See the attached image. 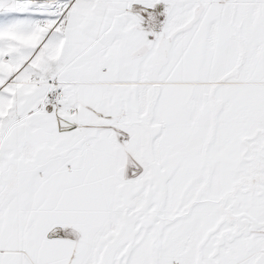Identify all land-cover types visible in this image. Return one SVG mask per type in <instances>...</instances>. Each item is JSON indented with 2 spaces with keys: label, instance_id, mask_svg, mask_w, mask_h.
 <instances>
[{
  "label": "snow or ice",
  "instance_id": "obj_1",
  "mask_svg": "<svg viewBox=\"0 0 264 264\" xmlns=\"http://www.w3.org/2000/svg\"><path fill=\"white\" fill-rule=\"evenodd\" d=\"M0 264H264V0H0Z\"/></svg>",
  "mask_w": 264,
  "mask_h": 264
}]
</instances>
